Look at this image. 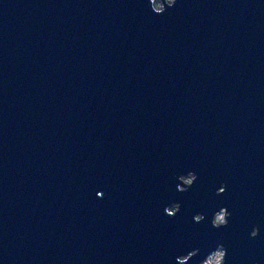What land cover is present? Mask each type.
Returning a JSON list of instances; mask_svg holds the SVG:
<instances>
[{
  "label": "water",
  "instance_id": "water-1",
  "mask_svg": "<svg viewBox=\"0 0 264 264\" xmlns=\"http://www.w3.org/2000/svg\"><path fill=\"white\" fill-rule=\"evenodd\" d=\"M153 1L0 0V264H264V0Z\"/></svg>",
  "mask_w": 264,
  "mask_h": 264
},
{
  "label": "rangeland",
  "instance_id": "rangeland-1",
  "mask_svg": "<svg viewBox=\"0 0 264 264\" xmlns=\"http://www.w3.org/2000/svg\"><path fill=\"white\" fill-rule=\"evenodd\" d=\"M163 1L164 2H169L170 0H163ZM160 2H161V0H154L153 3H152L153 7L155 9L156 8H160V6H161ZM190 178H191L190 175H186V176L180 178V180L182 182H184V183H189V181H191ZM224 213L225 212L222 209H220L218 212H216V214H218L219 217L216 218V214H215V216H214L215 219H213L214 223H217V222L222 223L223 218H224ZM222 254H223V251H222V248H220V247H218L215 250L211 251L209 253V256L211 257L210 260H209L211 262L210 264H214V263L215 264H220L221 263L220 260H221Z\"/></svg>",
  "mask_w": 264,
  "mask_h": 264
},
{
  "label": "bare ground",
  "instance_id": "bare-ground-1",
  "mask_svg": "<svg viewBox=\"0 0 264 264\" xmlns=\"http://www.w3.org/2000/svg\"><path fill=\"white\" fill-rule=\"evenodd\" d=\"M221 209V208H220ZM215 214H216V212L214 213V216H215ZM213 216V217H214ZM219 217V215L218 214H216V218H218ZM213 219H215V218H213ZM216 248H218V247H216ZM215 248V249H216ZM215 249H213V250H215ZM213 250H210L209 251V253L211 252V251H213ZM209 253L208 254H206L203 258H202V260L201 261H199L198 263L199 264H210L211 262L209 261L210 260V256H209ZM215 264V263H214Z\"/></svg>",
  "mask_w": 264,
  "mask_h": 264
},
{
  "label": "clouds",
  "instance_id": "clouds-1",
  "mask_svg": "<svg viewBox=\"0 0 264 264\" xmlns=\"http://www.w3.org/2000/svg\"><path fill=\"white\" fill-rule=\"evenodd\" d=\"M226 224H220L219 222H217V224L214 227H221V226H225ZM258 234V229L256 227H254V231L252 233H250V237H256ZM223 246V245H222ZM223 249L225 250V248L223 247ZM226 251V250H225ZM224 264H225V257H224Z\"/></svg>",
  "mask_w": 264,
  "mask_h": 264
}]
</instances>
